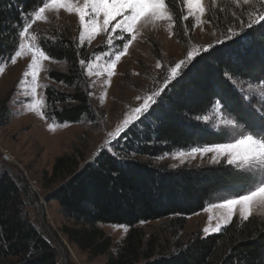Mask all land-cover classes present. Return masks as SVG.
Segmentation results:
<instances>
[{
  "label": "trees",
  "instance_id": "obj_1",
  "mask_svg": "<svg viewBox=\"0 0 264 264\" xmlns=\"http://www.w3.org/2000/svg\"><path fill=\"white\" fill-rule=\"evenodd\" d=\"M41 4L0 0V61L14 54L24 17ZM169 8L177 23L185 10L183 0ZM188 22L193 30V19ZM240 36L194 60L144 116L91 161L78 154L55 159L50 179L59 184L48 200L56 201L73 223L62 227L70 242L92 257L107 253V264H264V218L258 215L247 220L235 216L217 234L197 230L182 238L188 217L203 211L217 189L245 178L244 172L226 161L182 167L156 162L175 150L224 142L223 131L211 130L217 99L223 112L252 129L245 110L251 98L245 99L242 91L247 81L264 84V21ZM41 45L68 66L67 72L49 73L56 85L45 89L46 116L58 123L92 117L93 101L80 64L91 60L90 53L65 36L43 38ZM21 184V178L0 167V264H65L49 233L31 217L30 208L35 210L37 203ZM149 221H165L173 239L168 247L159 248L155 236L145 241L138 224ZM99 223L129 227L116 253Z\"/></svg>",
  "mask_w": 264,
  "mask_h": 264
},
{
  "label": "rangeland",
  "instance_id": "obj_2",
  "mask_svg": "<svg viewBox=\"0 0 264 264\" xmlns=\"http://www.w3.org/2000/svg\"><path fill=\"white\" fill-rule=\"evenodd\" d=\"M78 2L80 5L83 4V0H78ZM204 5L206 11L199 22L193 17L183 19L188 14L187 6L184 4L185 10L179 13L181 16L177 23L175 12L169 8L173 16L172 21H158L155 27L151 24L138 25L136 40L117 62L113 70L114 74L110 78L108 64L113 58L111 54L122 46L123 41L120 37L116 36L113 45H108L106 43L108 34L101 32L92 39L91 43H88L87 39L81 43L79 36L82 29L75 13H68L66 10H60L58 13L54 10H47L45 15L48 19L37 21L29 30L30 35L37 36L35 42L37 46L43 50L41 45L43 38L65 36L78 40L79 46L85 47L91 56V60L83 65L84 71L81 79L86 84L93 101L94 113L92 117H84L78 123H58L46 116L49 109H47L45 89L49 85H56L49 78V73L54 70L67 72L68 66L65 62L57 61L46 54L50 59L41 61V70L36 79L38 87L33 96L31 91L33 79L31 69L28 67L31 64L32 54L27 53L16 57L15 63H12L10 58L0 61V67L4 68L3 73H0V167L2 170H8L13 176L21 178V185L28 189L29 196L31 195V199L37 203L35 210L30 208L31 217L49 233L59 247L65 264H107L108 254L92 257L88 252L82 251L70 242L62 232L64 225L71 227L73 223L64 217L56 201L48 200L54 187L59 184L51 182L50 179L55 159L66 154H78L85 161H91L104 148H110L111 144L125 134L130 126L115 138L109 136V133H113L117 127L121 126L125 117L132 115V109L139 107L145 97L163 89L159 96L154 97L155 103L151 104V108L194 60L210 50L223 46L229 40L238 39L243 31L249 29L247 24L258 20L259 15L264 13V0H249L248 4H244L243 0L239 2L237 0H204ZM25 18H28L26 21H30L34 17L30 15ZM191 18L194 21L193 30L189 28L188 21ZM261 22L254 23L253 26ZM169 24L173 25L170 29ZM24 26L25 24L22 25L21 31ZM229 30L238 34L230 36ZM217 40L221 43H217ZM209 44L212 47L207 51H202ZM97 48L101 50L98 51ZM192 49H201L200 54L183 68L178 77L166 84L169 70L177 62L185 60L186 53ZM18 50L19 43L15 52ZM15 52L11 57L15 55ZM96 56L100 59H94ZM158 63L160 67H157ZM25 72L28 75H25ZM109 79L110 83H108ZM249 85L252 86L251 89ZM57 86L62 89V86ZM244 88L246 90L242 91L244 93L242 95L245 99H254L252 103L250 99V104L245 109L248 116L250 115V121L253 120L249 123L253 127L248 129L242 122L236 121L248 132L264 131V127L260 128L256 123L264 124V121L261 123V120L257 119L258 115L264 116V96H262L264 84L255 85L253 81H247L246 85L244 83ZM37 100L42 101L39 111L31 107ZM217 101L219 104L215 105V108L219 109V112L213 109L212 114L216 121L211 126V130L220 132L221 128L217 127L220 120L233 117L223 112L221 100L217 99ZM150 108L141 116H144ZM49 125H54L55 130H50ZM224 133L226 138L223 143L232 142L227 133ZM199 146L195 145L188 149L166 153L157 158L156 162L169 163L172 167L216 164L212 162L213 153L205 155L197 153L195 156L188 154L192 148ZM180 153L185 155L180 156ZM221 161L226 160L221 159ZM238 170L244 172L241 169ZM251 185L252 180L245 173V178L217 189L203 211L188 217L182 238L185 239L197 230L205 236L217 234L220 231H210L205 234L203 229L205 227L214 228L218 223L222 225V231L229 223H224L226 212L214 205H219L224 199L247 194L249 190H252ZM253 215L264 218V206L254 205L251 216ZM235 216L242 219L239 206L233 217ZM209 217H212L211 221ZM98 227L112 238L113 246L110 251L116 253L129 227L105 223H99ZM138 227L145 241L151 236L158 238L159 248L168 247L173 240L165 221L140 222Z\"/></svg>",
  "mask_w": 264,
  "mask_h": 264
},
{
  "label": "snow or ice",
  "instance_id": "obj_3",
  "mask_svg": "<svg viewBox=\"0 0 264 264\" xmlns=\"http://www.w3.org/2000/svg\"><path fill=\"white\" fill-rule=\"evenodd\" d=\"M41 3L42 6H39L31 14V17L34 18L26 21L22 31L19 32V50L15 52L13 57H10L11 62L15 63L16 57L27 53L32 54L31 64L28 67L31 69L33 79L31 89L33 96L36 94L38 87L36 79L41 70V61L49 60L50 57L37 46L35 43L37 36L30 35L29 30L33 28L37 21L48 19L45 15L47 10H54L57 13L60 10H66L68 13H75L79 18L82 29L79 36L81 43L85 39H87L88 43H91L92 39L101 32L108 34L106 40L108 45H113L116 36L120 37L123 41L122 46L115 53L111 54L113 58L108 64V76L110 78L114 74L113 70L116 68L117 62L128 52L129 46L136 40L138 25L143 24V26H147L151 24L155 27L158 21H172L173 16L169 11V7L170 5L175 6V0H83L82 5L79 4L78 0H41ZM183 3L188 9V14L183 19L186 20L188 17H193L199 22L206 11L204 0H183ZM243 3L248 4L249 0H243ZM113 21H115L114 24ZM261 21H264V13L259 15L258 20L248 23L247 27L251 28L254 23ZM168 27L170 29L173 25L169 24ZM229 33L230 36L238 34L232 30H229ZM216 42L221 43L220 40ZM211 47L212 45L209 44L202 51H207ZM200 51L201 49L189 50L186 53V59L177 62L169 70L166 84L178 77L183 68L187 67L200 54ZM94 59L99 60L100 57L96 56ZM80 64L82 66L85 65V61L81 60ZM160 66L158 63L157 67ZM3 71L4 68L0 67V73H3ZM25 75H28V73L25 72ZM108 83H110V79ZM249 88L251 89L252 86L249 85ZM160 91H163V89ZM160 91L153 92L151 95L145 97L144 102L139 107L132 109V115L126 116L122 125L117 127L113 133H109V136L115 138L138 120L150 108L151 104L155 103L154 97L159 96ZM262 96H264V90H262ZM217 104H219V101H214L213 108L219 112V109L215 108ZM41 106L42 101L37 100L31 107L33 110L39 111ZM40 114L43 115V113ZM203 119L208 121L209 118L204 116ZM261 119L264 120V116ZM217 127L226 132L232 142L194 147L188 154L195 156L197 153L201 155L213 153V163H219L221 159H224L227 164L234 165L237 169L243 170L250 177L252 180V190H249L247 194L239 195L232 199H224L219 205H214V207H220L225 210V224L230 222L236 214L237 206L240 209V217L243 220H247L252 215L254 205L264 206V131H257L256 133L248 132L234 118L221 119ZM49 128L50 130H55L54 125H49ZM179 155L184 156L185 154L180 153ZM211 219L212 217H209L210 221ZM221 229L222 225L218 223L214 228L205 227L203 232L208 234L210 231L218 232Z\"/></svg>",
  "mask_w": 264,
  "mask_h": 264
}]
</instances>
